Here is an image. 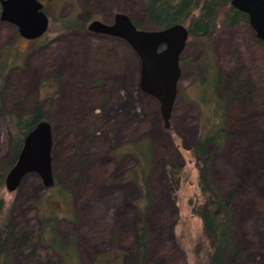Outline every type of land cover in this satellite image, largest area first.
Masks as SVG:
<instances>
[{
	"label": "rangeland",
	"instance_id": "rangeland-1",
	"mask_svg": "<svg viewBox=\"0 0 264 264\" xmlns=\"http://www.w3.org/2000/svg\"><path fill=\"white\" fill-rule=\"evenodd\" d=\"M40 1L54 29L41 38H23L16 25L0 19V68L6 72L3 100L14 115L23 116L40 101L50 116L52 171L69 189L53 212L60 218L62 241L71 246L68 263L99 264L106 257L117 264H136L134 237L142 193L125 178L136 165L135 149L143 148L136 144L147 143L152 206L145 264H192L195 249L208 248L201 217L190 204L191 199L194 204L200 200L190 149L200 133L202 115L211 116L213 106L211 90L204 92L197 75L208 68V59L196 43L185 47L182 59L190 60L182 68L171 127L165 128L160 102L140 88V58L129 44L88 28L59 30L61 16L85 12L110 24L116 13L128 14L147 30L151 23L139 1ZM253 39L245 24L222 28L210 51L214 64L210 80L212 71L231 76L239 67L241 79L250 78L258 87L251 103L228 107L230 136L224 146L209 147L211 184L225 196L234 195L233 234L240 248L237 254L228 252L223 264H264V65L263 51ZM5 125L0 110V160L12 159ZM179 168L181 174L175 176ZM19 185L8 196L13 203L10 220L41 245L36 201L48 191L34 172ZM11 254L12 264L34 263L17 247Z\"/></svg>",
	"mask_w": 264,
	"mask_h": 264
},
{
	"label": "trees",
	"instance_id": "trees-1",
	"mask_svg": "<svg viewBox=\"0 0 264 264\" xmlns=\"http://www.w3.org/2000/svg\"><path fill=\"white\" fill-rule=\"evenodd\" d=\"M138 1L140 8L145 13L146 20L151 23L150 28L147 29L148 31L160 30L177 23L185 25L190 31L188 44L190 42L196 43L199 51L205 54L209 62L208 68L203 67L206 72L201 70L197 75L199 81H201L199 86L204 89V92L211 90L212 114L211 116L207 115V117L202 115L200 133L190 149L198 171V188L200 189V200L194 204L191 199L190 204L191 206L193 205V212L201 217L203 235H205L208 248L205 251L195 249L191 258L192 264H223L228 252L233 251L237 254L240 248L233 234L235 224L234 195L229 193L225 196L215 185L211 184L210 177L207 175V168L212 161L209 147L212 145L218 148L224 146L225 141L230 136L226 119L228 107H231L234 102L236 104L251 103L258 87L252 84V79L250 78L241 79L242 75L239 76L238 74L240 72L239 67H234L231 76L222 71L215 73L212 71L210 80L208 77L210 75L209 71L214 68L210 51L213 45L212 39L222 28H236L241 26V24L249 26V16L231 5V0ZM49 2L51 1L49 0ZM78 14L72 13L67 16H61L59 30L65 32L86 30L93 17L89 12H85L81 16ZM131 19L134 20L132 17ZM134 22L138 28L143 27L139 21L134 20ZM53 30L52 27H49L48 31ZM252 32L253 43L263 51L261 61L264 65V42L257 38L253 29ZM188 60H184L181 57V68ZM5 77V69L0 68V110L6 124L5 128L7 129L9 140L8 152H10L12 158L0 160V264H12L11 252L13 247H17L21 254H28L33 259V264H70L68 263V256L70 255L71 246L66 245L62 241L58 230L60 218L53 213L54 204L56 202L58 204L60 198L69 194V189L57 176H55L53 186L47 188L48 193L42 194V197L36 201L42 219V231L39 236L41 245L34 240L31 241L27 232L23 228L19 229L10 220L13 203L10 202L8 197L12 192L7 191L5 186L7 173L15 164L24 143L23 139L28 134V131L40 120L44 119L50 122L51 119L42 110L40 101L35 104L26 116L14 115L4 105L3 89ZM201 98L203 103L207 102L206 96ZM136 145L138 147L142 145L143 148L135 149L136 165L124 178L135 182L142 193V197L138 202L139 222L136 225L134 237V253L136 264H145L151 241L147 216L152 206L148 180V164L152 160L149 157L150 147L147 143H138ZM175 170L178 172L175 176L181 174L180 168ZM54 257H58V259L54 260ZM110 259L106 257L102 260L98 259L100 260L99 264H117L115 259L113 261Z\"/></svg>",
	"mask_w": 264,
	"mask_h": 264
},
{
	"label": "water",
	"instance_id": "water-1",
	"mask_svg": "<svg viewBox=\"0 0 264 264\" xmlns=\"http://www.w3.org/2000/svg\"><path fill=\"white\" fill-rule=\"evenodd\" d=\"M0 19L18 27L19 35L29 40L43 37L50 27V17L40 0H0ZM239 11L249 16L250 26L264 42V0H231ZM113 23L92 19L88 30L119 37L129 44L140 58V88L160 102L165 128L170 119L182 79L180 59L188 44L190 31L181 24L156 29L138 28L130 15L116 13ZM21 152L5 179L7 191L15 192L22 179L37 173L44 187L53 186V131L48 120H40L24 137Z\"/></svg>",
	"mask_w": 264,
	"mask_h": 264
},
{
	"label": "flooded vegetation",
	"instance_id": "flooded-vegetation-1",
	"mask_svg": "<svg viewBox=\"0 0 264 264\" xmlns=\"http://www.w3.org/2000/svg\"><path fill=\"white\" fill-rule=\"evenodd\" d=\"M1 4V3H0ZM44 4V3H43ZM44 6H45V4H44ZM0 12H1V10H0ZM46 13V12H45ZM249 26H250V23H249ZM251 27V26H250ZM252 28V27H251ZM253 29V28H252ZM254 30V29H253ZM113 38H115V37H113ZM118 39H121V38H119V37H117ZM29 40V39H28ZM123 40V39H122ZM30 41H34V40H30ZM104 88V90L106 89V87L104 86L103 87ZM107 91V90H106ZM116 158H118V157H116ZM119 159V158H118ZM133 183V182H132Z\"/></svg>",
	"mask_w": 264,
	"mask_h": 264
}]
</instances>
